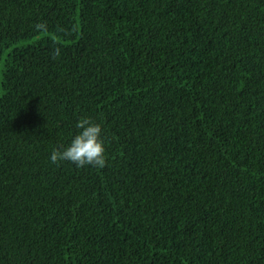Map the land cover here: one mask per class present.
Returning <instances> with one entry per match:
<instances>
[{"label": "trees", "instance_id": "trees-1", "mask_svg": "<svg viewBox=\"0 0 264 264\" xmlns=\"http://www.w3.org/2000/svg\"><path fill=\"white\" fill-rule=\"evenodd\" d=\"M0 264H264V0H0Z\"/></svg>", "mask_w": 264, "mask_h": 264}, {"label": "clouds", "instance_id": "clouds-1", "mask_svg": "<svg viewBox=\"0 0 264 264\" xmlns=\"http://www.w3.org/2000/svg\"><path fill=\"white\" fill-rule=\"evenodd\" d=\"M37 29L46 28L43 22L35 25ZM60 49L56 48L51 56L57 59ZM78 133L74 135L70 143L63 149L54 148L50 154V162L59 165L62 161H70L77 168L91 165L96 168L106 166V149L104 140L101 138L102 128L99 123L89 117H81L76 122Z\"/></svg>", "mask_w": 264, "mask_h": 264}]
</instances>
